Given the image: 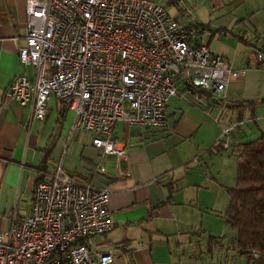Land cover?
Segmentation results:
<instances>
[{
  "label": "crops",
  "instance_id": "0c3cea01",
  "mask_svg": "<svg viewBox=\"0 0 264 264\" xmlns=\"http://www.w3.org/2000/svg\"><path fill=\"white\" fill-rule=\"evenodd\" d=\"M152 1L183 27L206 28L198 44L223 56L234 70H247L228 85L223 101L215 99L245 107L179 96L167 107V128L118 122L114 135L125 144L126 156L103 154L91 134H71L74 113L57 98L48 103L44 120L32 119L31 104L10 101V85L23 71L18 48L27 36L26 0H0V229H8L4 224L12 214L19 220L30 215L38 182L62 166L76 182L108 191L114 229L89 239L88 245L93 253L113 252V264H216L206 258L205 241L196 238L209 237L210 253L226 238L233 244L235 235L198 229L199 200L209 189L205 180L227 194L235 187L238 146L264 133V64L256 57L264 52V0ZM26 72L33 80L34 70ZM220 141L229 147L218 148ZM214 158L230 163L228 178L221 171L212 173ZM171 186L175 193L168 203ZM178 255L183 258L175 263Z\"/></svg>",
  "mask_w": 264,
  "mask_h": 264
},
{
  "label": "built area",
  "instance_id": "2783aa9c",
  "mask_svg": "<svg viewBox=\"0 0 264 264\" xmlns=\"http://www.w3.org/2000/svg\"><path fill=\"white\" fill-rule=\"evenodd\" d=\"M26 13L23 71L8 98L31 104L33 120H44L57 98L74 113L71 134H91L103 154L126 156L116 123L165 129L172 99L203 102L209 93L223 101L228 85L247 73L198 44L206 28L183 27L152 0H26ZM256 57L264 62V52ZM108 204L107 190L80 184L58 166L38 182L30 215L12 214L10 227L0 229V264H113V252L88 245L114 229Z\"/></svg>",
  "mask_w": 264,
  "mask_h": 264
},
{
  "label": "trees",
  "instance_id": "16d2710c",
  "mask_svg": "<svg viewBox=\"0 0 264 264\" xmlns=\"http://www.w3.org/2000/svg\"><path fill=\"white\" fill-rule=\"evenodd\" d=\"M202 100L224 104L225 108L245 107L244 103L233 106L217 101L209 93H203ZM223 144L220 141L218 148ZM236 155V185L228 189L229 205L223 221L236 232L233 245L240 256H245L246 264H264V133L255 141L239 145ZM174 193V187H169L168 203Z\"/></svg>",
  "mask_w": 264,
  "mask_h": 264
},
{
  "label": "rangeland",
  "instance_id": "374dc122",
  "mask_svg": "<svg viewBox=\"0 0 264 264\" xmlns=\"http://www.w3.org/2000/svg\"><path fill=\"white\" fill-rule=\"evenodd\" d=\"M230 167L231 165L228 161L222 162L215 158L211 163L209 161V168L211 169L212 173H214V175L216 174V172L221 171L222 174L226 175V177L228 178ZM204 185L208 186L209 189H205L202 192L199 200V207L202 211V219L198 229H200L201 227L203 229H213V231L218 235H226L227 237L232 238V236L235 235L236 232L232 230L229 226H227L223 221V216L225 214L229 202L228 194L222 189V187H218L217 184L211 182L209 179L205 180ZM213 202L215 204H213ZM4 225L9 228L11 225V220H9L8 222L6 221ZM199 234L202 233L199 232ZM208 238L209 237L205 235H203V238H196V240H200L203 243L205 241V247L203 249H205L207 259L213 260L216 264H245V256H241L240 258L237 249L233 244H230L229 239L226 238L225 243L222 242L220 246L218 244L220 248L217 247L214 250V253H210V248L213 247L210 246V244L208 243ZM190 240L191 237L184 239L183 245L185 250H187V246L189 245ZM203 243L200 244L202 245ZM180 254H182V252ZM181 258H183V256L178 255V257H176L175 263L178 262Z\"/></svg>",
  "mask_w": 264,
  "mask_h": 264
}]
</instances>
